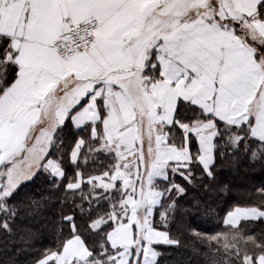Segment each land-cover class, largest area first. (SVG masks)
Returning <instances> with one entry per match:
<instances>
[{"label":"snow or ice","instance_id":"obj_1","mask_svg":"<svg viewBox=\"0 0 264 264\" xmlns=\"http://www.w3.org/2000/svg\"><path fill=\"white\" fill-rule=\"evenodd\" d=\"M67 120L88 136L70 149L77 171L65 189L86 183L103 194L80 199L108 207L88 213L99 240L67 216L69 237L39 264H159L158 246L179 243L155 223L166 228L173 191H185L175 176L190 183L196 165L213 178L229 148L264 160V0H0L3 230L22 181L65 178L50 153ZM86 146L109 160L87 179ZM262 219L264 206H237L224 223ZM257 246L242 264H264Z\"/></svg>","mask_w":264,"mask_h":264},{"label":"trees","instance_id":"obj_2","mask_svg":"<svg viewBox=\"0 0 264 264\" xmlns=\"http://www.w3.org/2000/svg\"><path fill=\"white\" fill-rule=\"evenodd\" d=\"M87 136V132L75 129L67 120L57 133V140L63 141L60 151L50 153L52 158L63 157L65 178H58L57 184H53L50 175L40 171L18 187L11 202L16 215L8 220L10 230L0 228V264H35L56 251L69 237L67 216L74 218L89 243L100 239L89 236L85 230L88 213L102 214L108 205L103 200L93 199L89 208L80 196L91 198L102 195L103 191L97 189L96 193H90V186L86 183L82 190L65 189L68 182L76 179L77 169L69 162L70 149L78 138L87 139ZM108 163L103 155L89 154L86 146L82 149L79 171L87 179L101 174ZM213 171L214 177L210 178L199 166L193 165L194 176L190 183L175 176L174 183L185 191L183 194L173 191L175 210L166 228L158 214L155 223L179 243L158 246L162 252L159 264H242L244 253H258L257 245L264 244L263 219L241 221L238 228L226 226L223 222L225 215L237 206H264V160L253 161L242 151L232 154L229 148L216 156ZM236 249L241 254L239 257L235 254Z\"/></svg>","mask_w":264,"mask_h":264},{"label":"rangeland","instance_id":"obj_3","mask_svg":"<svg viewBox=\"0 0 264 264\" xmlns=\"http://www.w3.org/2000/svg\"><path fill=\"white\" fill-rule=\"evenodd\" d=\"M4 171V168H3V166H0V172H3ZM33 177V176H32ZM31 177V178H32ZM31 178L30 179H28V180H25V181H22L21 183H20V185L22 184V183H24V182H27V181H29V180H31ZM4 182H6V178L4 177V176H0V183H4ZM19 185V186H20ZM233 210V209H232ZM231 210V211H232ZM226 218H227V216H226ZM225 218V219H226ZM225 219H224V221H225ZM264 220V219H263ZM225 224V223H224ZM35 264H39V261L38 262H36Z\"/></svg>","mask_w":264,"mask_h":264},{"label":"crops","instance_id":"obj_4","mask_svg":"<svg viewBox=\"0 0 264 264\" xmlns=\"http://www.w3.org/2000/svg\"><path fill=\"white\" fill-rule=\"evenodd\" d=\"M70 122H71V120H69ZM71 125L75 128V129H77L75 126H74V124L71 122ZM145 148H146V145H145ZM230 212V211H229ZM228 212V213H229ZM226 216H227V214L225 215V217H224V219L226 218ZM223 222H224V220H223Z\"/></svg>","mask_w":264,"mask_h":264}]
</instances>
